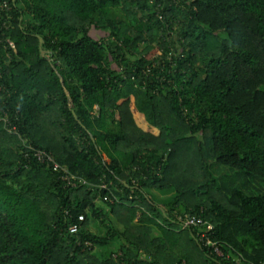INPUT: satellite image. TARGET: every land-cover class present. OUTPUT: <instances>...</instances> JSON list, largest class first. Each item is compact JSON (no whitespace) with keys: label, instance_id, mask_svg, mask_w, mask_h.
I'll return each mask as SVG.
<instances>
[{"label":"trees","instance_id":"16d2710c","mask_svg":"<svg viewBox=\"0 0 264 264\" xmlns=\"http://www.w3.org/2000/svg\"><path fill=\"white\" fill-rule=\"evenodd\" d=\"M4 1L0 264H264V0Z\"/></svg>","mask_w":264,"mask_h":264},{"label":"built area","instance_id":"2783aa9c","mask_svg":"<svg viewBox=\"0 0 264 264\" xmlns=\"http://www.w3.org/2000/svg\"><path fill=\"white\" fill-rule=\"evenodd\" d=\"M9 2L7 0H5L2 4L3 8H9ZM148 70L150 71V68H148ZM4 114L1 115L0 114V119L5 120V121H9V117L7 115L6 112H3ZM11 129H15V127H12ZM32 151L33 154L32 157L37 159L38 161L42 162V163H48L51 165L52 169L54 171H58L60 169V164L54 160V158L45 150V149H36L33 148L31 146H29ZM73 173L67 172V171H63V173L61 174V178H63L64 180H67L69 183H67L68 185H76V182L73 181V178L75 179L76 177L72 175ZM71 185V186H72ZM84 216L83 214H81L79 216V220H83ZM178 220L179 222L182 224L183 228H190L193 226H198L199 232H198V239L200 242H202L205 246H207L208 248H210L217 256H224L229 258V253H226L223 251V249L220 246V243L215 240L213 238V231H214V224L211 222H206L203 221L201 218L195 217L194 215L191 214H185V216L179 215L178 216ZM206 224V227H200L201 225ZM78 224H72L70 225V231L72 233L77 232L78 230Z\"/></svg>","mask_w":264,"mask_h":264},{"label":"rangeland","instance_id":"374dc122","mask_svg":"<svg viewBox=\"0 0 264 264\" xmlns=\"http://www.w3.org/2000/svg\"><path fill=\"white\" fill-rule=\"evenodd\" d=\"M224 35L226 36V33L224 32ZM153 54V52H152ZM142 126L146 128L145 123H142ZM172 191H161V190H154L151 194L155 196L156 199H159L161 196L165 197V199H168L172 195ZM170 200V199H168Z\"/></svg>","mask_w":264,"mask_h":264},{"label":"water","instance_id":"95a60500","mask_svg":"<svg viewBox=\"0 0 264 264\" xmlns=\"http://www.w3.org/2000/svg\"><path fill=\"white\" fill-rule=\"evenodd\" d=\"M43 38H40V46L42 47V44H43ZM46 50H44V49H42V54L44 55V54H46Z\"/></svg>","mask_w":264,"mask_h":264}]
</instances>
